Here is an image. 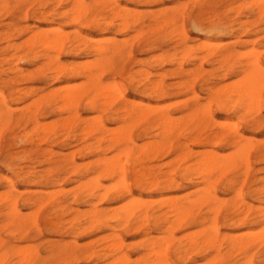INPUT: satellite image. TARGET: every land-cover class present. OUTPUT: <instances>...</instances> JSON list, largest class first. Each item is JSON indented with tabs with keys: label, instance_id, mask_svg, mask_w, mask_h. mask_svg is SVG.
Returning <instances> with one entry per match:
<instances>
[{
	"label": "rangeland",
	"instance_id": "374dc122",
	"mask_svg": "<svg viewBox=\"0 0 264 264\" xmlns=\"http://www.w3.org/2000/svg\"><path fill=\"white\" fill-rule=\"evenodd\" d=\"M71 1L0 0V264H117L113 261L121 256L128 260L124 264H155L158 257L145 245L151 240L164 246L170 239L171 264H246L248 260L264 264V80L253 108L249 104L236 108L242 100L232 94L230 98L216 95L222 86L232 84L235 89L243 76L235 74L236 68H246L254 58L264 77V0H83V13ZM48 30L65 34L58 60L67 68L90 69L87 66L94 57L78 45L82 40L87 45L100 40L97 44L107 48L112 42L119 45L120 53L112 57V66L106 68L100 82L113 84L111 88L119 86L128 107L134 103L146 108L151 122L136 124L124 115L123 101L110 88L107 94L113 93L110 96L116 99L108 98L102 113L88 109L86 98L80 102L77 114L84 122L73 139L66 134L57 135V142L51 145L43 142L53 138L43 128L51 130L62 124L67 114H46L34 126L29 119L36 112L35 99L84 81L69 75L51 79L46 60L34 58L33 52L40 49L26 47L33 32ZM74 46L79 50L71 55ZM226 53L232 54L230 59L221 61ZM147 80L159 83L164 95L141 93ZM118 112L119 117L112 115ZM159 115L171 117L175 125L172 136L164 133L168 126L156 121ZM96 123L115 135L101 136ZM234 130L252 143L249 166L240 157L242 147L232 144ZM212 134L220 139L212 140ZM49 150L53 154L44 152ZM118 153H124L123 158ZM207 154L221 163L209 179L196 171ZM117 155L120 162L123 159L122 166L118 158L112 159ZM104 159L114 165L112 161L110 166L97 163ZM93 187L97 196L90 199ZM126 190L131 191L124 194ZM133 201L136 207L132 208ZM181 204L190 215L181 223L171 218L174 223L168 232L164 225L157 231L152 219L162 216L163 223L173 215L168 206ZM93 209L102 211L97 221L91 219ZM14 210L23 221L12 217ZM144 212L150 221L139 224ZM213 228L220 235L215 247L200 244L198 251L180 258L178 248L186 244L187 236L202 243L212 236ZM200 231L204 234L199 235ZM118 239L120 246H116Z\"/></svg>",
	"mask_w": 264,
	"mask_h": 264
},
{
	"label": "bare ground",
	"instance_id": "6f19581e",
	"mask_svg": "<svg viewBox=\"0 0 264 264\" xmlns=\"http://www.w3.org/2000/svg\"><path fill=\"white\" fill-rule=\"evenodd\" d=\"M57 1V0H56ZM60 1V0H59ZM68 1V0H67ZM75 0H73V1H71V4H74V6L76 7V11H78V10H83V11H85V8H84V6H83V0H76V2H74ZM110 1V0H109ZM108 1V2H109ZM111 1H114L115 2V0H111ZM193 1H195V0H193ZM74 2V3H73ZM94 2V1H93ZM191 2V1H190ZM69 3V2H68ZM110 3V2H109ZM263 3V2H262ZM115 6H117V5H115ZM72 7V6H71ZM73 8V7H72ZM124 8V7H123ZM119 9V8H118ZM87 10H88V8H87ZM117 10V9H116ZM73 11H75L74 9H73ZM117 12V11H116ZM131 12V11H130ZM134 12H136V11H134ZM78 13H79V11H78ZM81 13H83L82 11H81ZM123 13V12H122ZM263 13V12H262ZM44 14V13H43ZM111 14V13H110ZM114 16H115V12L114 13H112ZM124 14H125V12H124ZM132 14V13H131ZM77 18V17H76ZM209 18V17H208ZM112 19V18H111ZM76 20V19H75ZM170 20V19H169ZM166 21H168V20H166ZM74 22V21H73ZM76 22V21H75ZM74 22V23H75ZM104 24V23H103ZM97 25V24H96ZM125 26V25H124ZM159 26V25H158ZM97 27H99L100 28V25H97ZM53 30V29H52ZM56 30V29H55ZM124 30V29H123ZM49 32H50V30H48ZM48 31L47 32H45V33H48ZM174 32V31H173ZM32 33V32H31ZM44 32L42 33V31L41 32H33L32 33V35L27 39V41H26V47L29 49V50H31V47L32 46H34V45H36V47L35 48H39L40 49V51H38V52H36V53H34L33 52V54H34V58H38V59H40V58H43V59H45L46 60V62H45V64H44V66H46L47 67V69L46 70H48V71H50L49 73L51 74V76H52V78L51 79H57L58 78V76L59 75H69L70 77H78V76H81L82 78H83V82H81V84H79V86H76V87H73V86H70V87H67L66 89L65 88H61L60 89V87H59V89L62 91V92H60L59 91V89H54V91H50L48 94H45V95H42V96H40L38 99H35V101L33 102V106L35 107V109H36V112L34 113V115H32V114H30V112H28L30 115H32V117L29 119V121H31V122H33L34 123V126H35V124H37V120H38V117H43L44 115H46V114H55V115H57V116H60L61 114H67V116H66V118H64L63 120H62V124L60 123V124H58V125H56V127H54L53 129L51 128V130L47 127V128H43V130H45L47 133H53V138H47V139H45V140H43V142H45L46 144H53L54 142H55V140H56V137H57V135H65L66 136V134H68L66 137H75V133L79 130V128H80V125H82L83 124V122L84 121H82V118H80L79 117V115L77 114V107H78V105L80 104V102L84 99V98H86L87 100H88V102H87V106L89 107L88 109H90V110H92V111H94V112H99V113H102L103 111H105L106 109H107V100H108V102H109V99L108 98H111L112 100L114 99V95H113V93L114 94H116V96H117V94H118V98L120 99V100H122L123 101V109H124V115H128L129 116V118L131 119V120H133L134 121V123H139V121H147L148 123H150L151 122V117H150V113H148L147 112V110H146V108L144 109V107H143V109L140 107V105H138V104H134V103H130L129 105H130V108L128 107V103L126 104V102L124 101V96H123V94L121 93V90H120V87L119 86H117V87H114L113 86V88H111L112 87V85H111V87L110 86H107V85H102L101 84V82H100V76L101 75H103V73L104 72H106V68L107 67H111L112 66V57L114 56V55H117V54H119L120 53V51H121V47L119 46V45H117L116 43H109L108 45H110V47L109 48H107V46H100V45H98L97 44V42L99 43V42H101L100 40H98L97 42L96 41H93V43L94 42H96V43H94V45H90V44H86L85 42H86V40H82V43H80V44H78L79 46L80 45H83L82 47H84V51H85V54H91V56H93L94 57V60H93V62H91L92 63V65H85V64H83V65H85V66H87V68L89 67V66H91L90 67V69H88V70H82V69H80V68H77V66L76 65H74V67H69V68H67L66 66H64L62 63V65L59 63V60H58V55L59 54H61L63 51H64V42H65V39L67 40V38H66V36H65V34H63L62 33V31H55V32H53V33H49V35H47V34H45ZM75 35H77V34H75ZM139 35H141V33L139 34ZM178 35V34H177ZM185 35V34H184ZM78 36V38L80 39V37L81 38H84V37H82V36H80V34H78L77 35ZM77 36H75V37H77ZM80 36V37H79ZM137 38V37H136ZM86 39V38H85ZM88 39H90V38H88ZM75 40H78L77 38L75 39ZM91 40H95V39H91ZM90 40V41H91ZM97 40V39H96ZM73 41H74V39H73ZM90 41H88V43H91ZM109 41V40H108ZM121 41V40H120ZM76 42V41H75ZM103 42V41H102ZM132 42V41H131ZM66 43V42H65ZM104 43H107V41H105ZM134 43V42H133ZM73 43H71V45H72ZM207 44V43H206ZM74 45V44H73ZM76 45H77V43H76ZM204 48H205V46H203ZM218 47V46H217ZM80 48V47H79ZM213 49V48H212ZM70 50V49H69ZM79 49H78V46H74V47H72V49H71V55H73L74 53L76 54V51H78ZM81 50V49H80ZM83 52V51H82ZM240 53V52H239ZM253 53V52H252ZM261 53V52H260ZM4 54H5V52H4ZM186 54V53H185ZM227 54V53H226ZM183 55V54H182ZM231 55L232 54H227L226 56V58L224 59V60H221V61H228L229 59H230V57H231ZM242 55L243 56H245L243 53H242ZM210 56V55H209ZM183 57V56H182ZM155 59V58H154ZM222 59V58H221ZM246 59V58H245ZM2 61V60H1ZM220 61V62H221ZM61 62V61H60ZM175 62V61H174ZM82 63V62H81ZM71 66V65H70ZM244 67V66H243ZM243 67H237L236 69H237V71H236V75H239V74H242L243 76H242V78H238V82L236 83V87H235V89H231V87H232V84L230 85V88L228 87V86H222L221 88H218V90H217V92H216V95H218V96H220V95H227L228 97H229V94L231 95V96H236V97H238V98H240L242 101L243 100H245V99H247V101H248V103H246V104H244V102H239V104H237L235 107L236 108H242V107H244L245 105H248L249 104V106H251L252 108H253V105L255 106L256 104L255 103H257L258 104V100H259V96H260V93H261V89H262V85H263V80H264V77L262 76V74H261V72H260V65H259V63H258V60H257V58H254L253 60H252V62H250L249 64H247L246 65V68L244 69ZM81 68H86V67H81ZM86 68V69H87ZM145 70V69H144ZM15 72V71H14ZM21 72V71H20ZM17 73H18V71H17ZM20 74V73H19ZM144 75V74H143ZM153 76V75H152ZM46 78H47V76H46ZM45 78V79H46ZM49 78V77H48ZM147 78V77H146ZM146 78H145V80H146ZM47 80V79H46ZM45 80V81H46ZM151 80V79H150ZM151 82V81H150ZM148 83V80H147V82H146V84H144L143 85V88H142V90H141V93H143V94H145L146 92H149V93H153V95H154V93H158L159 94V96H163L164 95V93H163V90H162V87H161V85L159 84V83H155V82H151V83ZM113 83H114V81H113ZM234 85V84H233ZM113 89L114 91H116V92H114V91H112L113 93L111 94V93H109V94H107V91L109 92H111V89ZM57 90V91H56ZM59 91V92H58ZM21 94V93H20ZM110 94L111 95H113L112 97L110 96ZM234 94V95H233ZM108 95V96H107ZM148 95V94H147ZM150 95V94H149ZM156 95V94H155ZM215 95V96H216ZM217 98V97H216ZM230 98V97H229ZM116 99V98H115ZM114 99V100H115ZM113 100V101H114ZM232 100V99H231ZM230 99H229V101H231ZM131 101V100H130ZM246 101V102H247ZM258 101V102H257ZM132 102H134V101H132ZM219 102H220V100H219ZM136 103V102H135ZM143 104V103H142ZM224 104V103H223ZM32 105V104H31ZM109 105V104H108ZM164 106V105H163ZM168 106V105H167ZM247 107V106H246ZM6 108H8L7 106H6ZM33 108V107H32ZM127 108H129V109H127ZM150 108V107H149ZM236 108H234V109H236ZM249 108V107H248ZM1 109V108H0ZM9 109V108H8ZM11 109V108H10ZM9 109V110H10ZM156 109V108H155ZM150 110V109H149ZM8 111V110H7ZM7 111H5V112H7ZM156 111V110H155ZM11 112V111H10ZM150 112H152L151 110H150ZM27 113V114H28ZM155 113V112H154ZM7 115H9L8 113H6ZM27 114H25V115H27ZM120 112H118V113H115V114H112V115H116L117 117H119L120 115ZM124 115H123V118L122 119H124L125 117H124ZM204 115V114H203ZM6 116V115H5ZM23 116V115H22ZM158 116V115H157ZM193 116H195V115H193ZM11 117V116H10ZM2 118H3V115H2V112H0V121L2 120ZM6 118V117H5ZM91 118H92V116H91ZM96 118V117H95ZM97 118H98V116H97ZM113 118V117H112ZM128 118V117H127ZM171 117L169 116V115H159V117L157 118V122H161V123H163V125H165V127L166 126H168L167 128H165V134L167 135V136H172V134H173V131L175 130V125L174 124H172V120L170 119ZM94 119V118H93ZM96 120V119H95ZM98 120V119H97ZM118 120V119H117ZM116 119H114L113 121H117ZM7 121V120H6ZM11 121H12V119H11ZM94 121V120H93ZM122 121V120H121ZM96 122V121H95ZM98 122V121H97ZM174 122V121H173ZM218 123V122H217ZM7 124H8V121H7ZM42 124V123H41ZM99 124V123H98ZM9 125V124H8ZM223 125V124H222ZM91 126V125H90ZM95 126V125H94ZM96 126H97V123H96ZM221 126V125H220ZM92 127V126H91ZM95 128V127H94ZM90 129V128H89ZM96 129V128H95ZM154 129V128H153ZM42 130V131H43ZM97 130H98V133L101 135V136H104V135H107V137H112L113 135H115L114 134V132L112 131V132H108L107 130H106V128H105V126L104 125H100L99 124V126H97ZM113 130V129H112ZM156 130V129H155ZM158 130V129H157ZM0 131H2V129H0ZM35 131V130H34ZM44 131V132H45ZM50 131V132H49ZM83 131V130H82ZM92 130H90V131H88L89 133L91 132ZM159 131V130H158ZM163 131H164V129H163ZM39 132V131H38ZM38 132H36V133H38ZM43 132V133H44ZM116 132V131H115ZM47 133H45V134H47ZM92 133V132H91ZM70 134V135H69ZM82 134V133H81ZM83 134H85V131L83 132ZM88 135V134H87ZM121 135V134H120ZM37 136H38V134H37ZM156 136H158V134L156 135ZM155 136V137H156ZM73 137H72V139H73ZM123 137H124V134H123ZM41 138H43V137H41ZM59 138V137H58ZM58 138H57V140H58ZM83 138V137H82ZM81 138V139H82ZM110 138H108V139H110ZM115 138V137H114ZM199 138V137H198ZM79 139H80V137H79ZM103 139V137H100V138H98V140H99V142L101 141ZM107 139V140H108ZM119 139V138H118ZM167 139V138H166ZM165 139V140H166ZM207 139V138H206ZM211 139L212 140H215V141H217V140H219L220 139V136L219 135H217V134H212L211 135ZM36 140V139H35ZM57 140H56V142H57ZM121 140V139H120ZM124 140H125V137H124ZM200 140V138L198 139V144H200L201 143V140ZM209 140V139H208ZM37 141V140H36ZM40 141V140H39ZM97 141V140H96ZM109 141V140H108ZM108 141H106V142H108ZM131 141V140H130ZM207 141V140H206ZM227 141V140H226ZM35 141H31V142H29L31 145H34L35 143H34ZM77 142V141H76ZM98 142V141H97ZM104 142V141H103ZM110 142V141H109ZM120 142V141H119ZM122 142V141H121ZM192 142V141H191ZM114 143H115V141H114ZM124 143V142H123ZM153 143V142H152ZM251 143V142H250ZM246 139H245V137L243 138V136H242V134H240L237 130H234V132H232V144L233 145H235V146H241L242 147V156H240V157H242V159H243V161H244V163H245V165L246 166H249L250 165V162H249V153H250V150H251V148H252V143L250 144ZM98 144V143H97ZM157 144V143H156ZM130 145V144H129ZM132 145V144H131ZM150 145V144H149ZM143 146H145L144 144H143ZM143 148V147H142ZM142 148H141V150H142ZM88 149V148H87ZM97 149V148H96ZM96 149L94 150V152L96 151ZM115 149H116V147H115ZM127 149V148H126ZM146 149V148H145ZM239 149V148H238ZM124 150V149H123ZM123 150L121 151V152H123ZM149 150H150V146H149ZM151 150H152V148H151ZM166 150H167V148H166ZM129 151V150H128ZM155 151H156V149H155ZM171 151H173V150H171ZM45 153H47V154H49V155H51V154H53L50 150L49 151H44ZM101 152V151H100ZM144 152V151H143ZM163 152V151H162ZM80 153V152H79ZM92 153H93V151H92ZM130 153V156H131V152H129ZM188 153V152H187ZM119 154V156H122V158H123V155H124V153L123 154H121L120 155V153H118ZM144 154V153H143ZM149 154V153H148ZM237 154V153H236ZM211 155V154H210ZM119 156L117 155L116 156V158H115V156L114 157H112V159H114V161H115V159L117 160V158H118V160H117V162L119 161ZM126 156V155H125ZM124 156V157H125ZM148 156V155H147ZM146 156V157H147ZM159 156V155H158ZM209 156V154H207L206 155V157L204 158V160H202L201 161V159H199V161H201L200 163H198L199 165H198V167H196L197 169H196V171H198L199 173H197V175L198 176H200V175H202L204 178H207V179H209V177H210V175L213 173V172H215L217 169H218V167L220 166V162H219V160L217 159V157L214 155H212V156H210V157H208ZM228 156V155H227ZM128 157V156H127ZM127 157L125 158V159H127ZM143 157V156H142ZM187 157V156H186ZM224 157V156H223ZM264 157V156H263ZM110 158V157H109ZM108 158V159H109ZM140 158V157H139ZM229 158H231V156L229 157ZM130 159H131V157H130ZM178 159V158H177ZM181 159V158H180ZM225 159V158H224ZM226 159H228V158H226ZM122 160L123 159H121V162H122ZM112 161V160H111ZM111 161L110 160H106V159H104V160H100V161H98L97 163H99V164H103V165H105V166H110L111 164ZM114 161H112L113 162V164L112 165H114ZM137 161H138V159H137ZM178 161V160H177ZM198 161V162H199ZM225 161V160H224ZM62 162H64V161H62ZM120 162V161H119ZM118 162V163H119ZM121 162L119 163L120 164V166H122V164H123V162H122V164H121ZM139 162V161H138ZM237 162V161H236ZM55 163H57L56 162V160H55ZM118 163H117V165H118ZM128 163V162H127ZM195 163V162H194ZM229 163H230V161H229ZM139 164V163H138ZM189 164H191V163H189ZM196 164V163H195ZM231 164V163H230ZM127 165V164H126ZM227 165H228V163H227ZM191 166H193L192 164H191ZM229 166V165H228ZM113 166H111L110 168L111 169H113L112 168ZM116 167V166H115ZM119 167V166H118ZM126 167V166H125ZM189 167L190 166H188V168L186 167V169H189ZM194 167V166H193ZM230 167V166H229ZM232 167V166H231ZM108 168V167H107ZM106 168V169H107ZM110 168H108V170L110 169ZM191 168V167H190ZM223 168V166L222 167H220V169H222ZM233 168H235V167H233ZM247 168V167H246ZM225 169H231V168H228V167H226ZM224 169V170H225ZM248 169V168H247ZM115 170V169H114ZM119 170V169H118ZM120 170H122V169H120ZM192 170V169H191ZM190 169L189 170H187V172H189V171H191ZM226 170V171H227ZM126 171H128V170H125V172ZM194 171V170H193ZM225 171V172H226ZM119 172H121V171H119ZM124 172V171H123ZM183 172H185L184 170H183ZM222 172V171H221ZM224 171H223V173H222V175L221 176H223V174L225 173ZM94 173V172H93ZM115 173H117V172H115ZM127 173V172H126ZM176 173V172H175ZM186 173V172H185ZM192 173V172H191ZM100 174V173H99ZM190 174V173H189ZM200 174V175H199ZM193 175V174H192ZM196 175V176H197ZM34 176V175H33ZM119 176H122V175H119ZM191 176V175H190ZM196 176H194V177H196ZM218 176V175H217ZM114 177V176H113ZM124 177V176H123ZM127 177V176H126ZM188 177V176H187ZM246 178V177H245ZM96 179V178H95ZM121 179H122V177H121ZM127 179V178H126ZM155 179V178H154ZM159 179V178H158ZM105 180V179H104ZM186 180V179H185ZM192 180V179H191ZM190 180V181H191ZM128 181V180H127ZM139 181H140V179H139ZM215 181V180H214ZM217 181V180H216ZM215 181V182H216ZM92 182V181H91ZM120 182V181H119ZM122 182V181H121ZM156 182V181H155ZM124 184V182L122 183V185ZM151 184V183H150ZM156 184V183H155ZM191 184V183H190ZM194 184V183H193ZM201 184V183H200ZM199 184V185H200ZM203 184V183H202ZM189 185V184H188ZM211 185H212V183H211ZM210 185V186H211ZM214 185V184H213ZM141 186V185H140ZM158 186V185H157ZM170 186V185H169ZM193 186H195V185H193ZM200 186H202V185H200ZM210 186H208V187H210ZM76 187V186H75ZM189 187H191V185L189 186ZM196 187V186H195ZM129 188V187H128ZM155 188V187H154ZM211 188H213V187H211ZM77 189V188H76ZM86 189V188H85ZM118 189H119V187H118ZM209 189V188H208ZM72 190V189H71ZM90 191H89V193H88V196L90 197V199H92V198H94V197H96L97 195H96V190H95V188L93 187V188H90L89 189ZM66 191V190H65ZM131 191V190H130ZM130 191H127L126 190V192H124V194L126 193H129ZM39 192V191H38ZM56 192V191H55ZM205 192H207L208 193V191H207V189L205 190ZM47 193V192H46ZM104 194V193H103ZM191 194H188L187 195V197L188 196H190ZM210 195V194H209ZM256 195V194H255ZM202 197V196H201ZM204 197V196H203ZM104 198V197H103ZM192 198V197H191ZM52 199H53V196H52ZM102 199V198H101ZM207 199V198H206ZM210 199V198H209ZM213 200H215L216 201V198L215 197H213L212 198ZM3 200V199H2ZM10 200V199H9ZM195 200V199H194ZM197 200V199H196ZM135 201H137V202H139L138 201V199L137 200H135ZM14 202V201H13ZM142 202V201H141ZM170 202V201H169ZM172 202V201H171ZM187 202L189 203V201H188V198H187ZM134 201L132 202V208L134 207L133 205H135V207H136V204L134 203ZM192 203H193V201H192ZM192 203L190 204V205H192ZM202 202H200V204H201ZM15 204V203H14ZM13 204V205H14ZM182 204H183V202H182ZM181 204V206H168V209H169V214H173L172 216H170V217H168V215H166L165 214V217H168V218H166V219H164V222L163 223H160V220H161V217L162 216H156V217H154L153 219H152V221L154 222V226L156 227V229H157V231H160L163 227H162V225H164V227H166V232H168L171 228H172V224L174 223V222H177V223H181V222H183L189 215H190V212L187 210V208L184 206V205H182ZM127 205V204H126ZM125 205V206H126ZM171 205H172V203H171ZM213 205V204H212ZM40 206V205H39ZM130 206V207H131ZM41 207V206H40ZM40 207H38V208H40ZM193 207V206H192ZM15 208V207H14ZM259 208V207H258ZM194 209V208H193ZM137 210H138V208H137ZM204 210V209H203ZM248 210H250V207H249V209ZM59 211V210H58ZM91 211V210H90ZM128 211V210H127ZM130 211H133V210H131V208H130ZM129 211V212H130ZM14 215L12 216V217H16L18 220H21V221H23L24 220V217H22L20 214H19V212L17 211L16 212V210H14ZM150 212V211H149ZM121 213V212H120ZM12 214H13V212H12ZM11 214V215H12ZM127 214H128V212H127ZM243 214V213H242ZM10 215V216H11ZM36 215V214H35ZM90 215H91V219H92V221H97V220H99L100 219V217H101V215H102V211H98V210H96V209H93L92 211H91V213H90ZM250 215V214H249ZM117 217H118V215H116ZM125 216V215H124ZM152 216H153V214H152ZM215 216H216V213H215ZM264 216V215H263ZM11 217V218H12ZM35 217V216H34ZM125 217H127V218H129L128 217V215L127 216H125ZM124 217V218H125ZM36 218V217H35ZM122 218V217H121ZM121 218H119V220L121 219ZM124 218H122L123 220H124ZM127 218L125 219V220H127ZM171 218H174V222H171ZM200 218V217H199ZM34 219V218H33ZM116 219H118V218H116ZM121 219V220H122ZM227 219V218H226ZM231 219V218H230ZM229 219V220H230ZM115 220V219H114ZM120 220V221H121ZM122 220V222L124 223L125 221H123ZM199 219H197V221H198ZM88 221H90V220H88ZM91 221V222H92ZM119 221V222H120ZM150 221V219H149V214H148V212H144L141 216H140V218L138 219V223L139 224H146V223H148ZM114 222H116V221H114ZM233 222V221H232ZM264 222V220L262 221V223ZM176 223V224H177ZM231 223V222H230ZM247 223V222H246ZM99 224V223H98ZM118 224V223H117ZM125 224H127V222L125 223ZM227 224V223H226ZM181 225V224H180ZM234 225V224H233ZM145 226V225H144ZM120 227V226H119ZM130 227V226H129ZM138 227V226H137ZM152 227V226H151ZM176 227V226H175ZM217 228H218V226H217ZM262 228V227H261ZM77 229V228H76ZM128 229V228H127ZM38 230V229H37ZM148 230V229H147ZM174 230V229H173ZM68 231V230H67ZM198 232V231H197ZM259 232V231H258ZM84 233V232H83ZM252 234H253V232H251ZM262 233V232H261ZM148 234V232L146 231V233L144 234V235H147ZM202 234H204V231H200L199 232V235H202ZM248 234V233H247ZM252 234H250L251 236H252ZM264 234V233H263ZM263 234H258V235H261V237H262V235ZM117 236V235H116ZM115 236V237H116ZM245 236V235H244ZM118 238V237H117ZM161 238V237H160ZM219 238H220V235H219V232L215 229V228H213V230H212V236H208L207 237V239L205 240V238H204V242H202V243H197V241L196 240H193V238H192V236L191 235H189V236H187L186 238H185V241H186V244L184 245V246H181V247H179L178 248V251H179V254L181 255V257L180 258H186L190 253H192V252H196V251H198L199 250V248H200V244H204V247H215L217 244H218V242H219ZM259 238V237H258ZM258 238H256L255 240L257 241L258 240ZM262 238H264V236L262 237ZM115 240H117V239H115ZM119 240V243H117V245H116V243H114L116 246H120V244L122 243L121 241H120V239H118ZM157 240V239H156ZM254 240V241H255ZM161 241V240H160ZM166 241V243L164 244V246L162 245V246H158V245H156V242H153V241H151V240H149L148 242H147V244L145 245V247H146V249L147 250H149V252H153L154 253V255H155V258L156 257H158V262H156L155 261V264H171L170 263V259L168 258V248L170 247V245L172 244V239H170V240H165ZM122 245V244H121ZM261 245V244H260ZM110 248V247H109ZM121 248V247H120ZM113 249V248H112ZM23 250V249H22ZM117 250V249H116ZM175 250V249H174ZM217 250V249H216ZM121 251V250H120ZM219 250H217V252H218ZM214 252V251H213ZM246 252H249V251H246ZM218 253H220V252H218ZM201 254V253H200ZM215 254V253H214ZM258 254V253H257ZM22 255V254H21ZM123 255V254H122ZM148 255V254H147ZM219 255V254H218ZM256 256V255H255ZM79 257V256H78ZM149 257V256H148ZM195 257V256H194ZM224 257V256H223ZM222 257V258H223ZM153 259V260H157V259ZM259 258V257H258ZM117 258H115L114 260L115 261H113V262H118L117 264H124L125 262H127L128 260H127V258L125 257V256H121V257H119L118 258V261L116 260ZM192 259V258H191ZM255 259V258H254ZM260 259V258H259ZM211 261V260H210ZM217 261V260H216ZM225 261V260H224ZM247 261V260H246ZM149 262H151V261H149ZM247 263H249V264H252L251 263V261H249L248 260V262ZM246 263V264H247ZM256 263V262H255ZM115 264V263H114ZM154 264V263H153ZM212 264V263H211Z\"/></svg>",
	"mask_w": 264,
	"mask_h": 264
}]
</instances>
